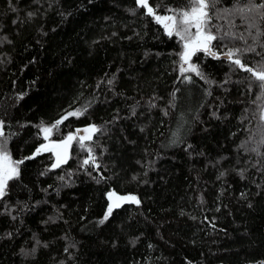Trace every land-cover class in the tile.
<instances>
[{
  "label": "trees",
  "instance_id": "1",
  "mask_svg": "<svg viewBox=\"0 0 264 264\" xmlns=\"http://www.w3.org/2000/svg\"><path fill=\"white\" fill-rule=\"evenodd\" d=\"M149 3L151 15L136 0H0V140L23 161L0 197V264H264L260 82L204 52L191 58L202 75L182 73L184 41L155 16L188 0ZM216 7L231 14L211 24L235 38L212 51L239 48L233 59L259 69L264 10ZM78 109L45 139L41 122ZM92 125L58 167L52 151L27 159ZM87 148L95 160L84 165ZM108 191L138 203L101 224Z\"/></svg>",
  "mask_w": 264,
  "mask_h": 264
},
{
  "label": "snow or ice",
  "instance_id": "2",
  "mask_svg": "<svg viewBox=\"0 0 264 264\" xmlns=\"http://www.w3.org/2000/svg\"><path fill=\"white\" fill-rule=\"evenodd\" d=\"M220 0H188L187 7L181 9H168V11H173L178 13V15L171 16H161L156 15L155 20L157 23H163L165 31L167 35L170 37L175 34L179 37L180 40L184 41L183 50L179 53L180 60L184 64H188V67H181L180 71L183 72H196L198 75H202L199 72V67L196 64H189L192 56H194L199 51H204L209 55L215 56V53L212 49L215 45L212 44L213 41L220 39L223 40L227 37L235 38L234 33H230L228 31H224L223 35H219L221 32V28L223 26L217 27L211 24L213 16L219 12H227L229 15L231 14V10L228 9H217V4H219ZM136 4L138 7H144L146 9V14H153V6L150 5L149 0H136ZM248 11L253 10H264V2L256 3L255 0H249ZM240 12H243L244 9H239ZM32 13H29L31 16ZM226 19V17H225ZM261 19L264 20V11L261 12ZM230 23V22H229ZM230 27H236L235 24L230 23ZM195 28V33H192L190 30ZM212 28H215L216 31L213 32ZM264 33H258V35H262ZM264 47V44L261 45ZM244 51L246 52H255V48L249 46ZM241 52L239 48H229L228 51L224 54L227 59H229L233 64L238 66L240 69L251 73L252 77L255 78L256 81H259V87L264 93V64L261 65L259 69L254 67H249L245 63L242 62L240 58L233 59V57L237 56L238 53ZM259 55V53H258ZM109 84L112 83L111 80L108 81ZM257 99H260L258 96ZM82 114L81 110H77L76 112H69L68 115H80ZM167 114V113H166ZM66 119V117L62 116L58 119L55 124L51 127L43 126V122H41V131L45 133V139H47V134H49L53 128L59 125L62 120ZM261 121H264V109L261 110L260 115ZM0 125H2V121H0ZM98 129L95 125L90 126V128L84 129L85 132H95ZM3 135V132H0V136ZM76 139L75 135L69 133L67 137H65L60 143L65 146V148L71 144V142ZM92 136H82L80 137V144L83 147L85 140H91ZM6 141L4 144H0V197L4 196L5 189L7 187L8 181L14 179L18 176V168L17 165L23 163L20 161H13L7 151ZM41 150H48L45 145H41L36 149V153L38 154ZM89 153L88 158L83 161L84 165L89 164L90 162H94L95 157L92 155V149H86ZM253 151H257V149H253ZM32 157H28L27 159H31ZM66 162L62 160L57 155V163L53 165V167H58L60 163ZM223 175V173H221ZM63 179V177H61ZM109 198L111 199L115 196V193H108ZM117 201H128L131 200L133 202H137L135 196H127V197H117ZM116 207H119V203L115 204ZM113 209V204H109L107 211L105 212L104 218L99 221V223L103 224L105 220L108 219Z\"/></svg>",
  "mask_w": 264,
  "mask_h": 264
},
{
  "label": "water",
  "instance_id": "3",
  "mask_svg": "<svg viewBox=\"0 0 264 264\" xmlns=\"http://www.w3.org/2000/svg\"><path fill=\"white\" fill-rule=\"evenodd\" d=\"M199 52H204V51H199ZM205 53V52H204ZM215 53V56H213V55H209V54H207L210 58H212L213 60H222V59H227L226 57H225V53H216V52H214ZM188 64H184V67H186ZM179 70H180V67H179ZM62 116H64V117H66V119H64V120H62V122L59 124V125H61L63 122H65L68 118H69V115L68 114H64V115H62ZM61 116V117H62ZM60 117V118H61ZM60 118H58V119H60ZM57 119V120H58ZM56 120V121H57ZM55 121V122H56ZM86 128H88V127H85V126H81V127H78L77 129H76V133H77V135H78V137H82V136H88V135H90V132H85L84 131V129H86ZM43 145H45L46 147H47V149L48 150H46V151H51V150H53L57 155L58 154H60V153H63V152H65V150H66V148H65V146L63 145V144H61V143H59V142H46V143H44ZM45 150H41L38 154H40V153H42V152H44ZM34 153H36V151L34 152ZM34 153L30 156V157H32V158H34L37 154H35L34 155Z\"/></svg>",
  "mask_w": 264,
  "mask_h": 264
},
{
  "label": "rangeland",
  "instance_id": "4",
  "mask_svg": "<svg viewBox=\"0 0 264 264\" xmlns=\"http://www.w3.org/2000/svg\"><path fill=\"white\" fill-rule=\"evenodd\" d=\"M165 16H170V15H165ZM162 25H163V23H161ZM164 26V25H163ZM189 64H193V61H189ZM179 67L181 68V67H184V63L182 62V61H180L179 62ZM188 67V65L185 67V68H187ZM189 72H192V71H189ZM76 116V115H75ZM78 127H81V126H78ZM78 127H75V133H74V135L75 136H77L78 137V135H77V133H76V129L78 128ZM86 127H88V128H90V126H86ZM2 128H1V126H0V132H2V130H1ZM92 134V132H90V135ZM80 138V137H79ZM75 140V139H74ZM48 142H51V141H48ZM53 142H61V141H53ZM5 142L3 141V140H0V144H4ZM66 152H67V150H65V152H63V153H60L59 154V156L60 157H63L65 154H66ZM11 160H13L12 158H11ZM14 161V160H13ZM115 193V196H113L111 199L109 198V196H108V193ZM127 196H135L136 197V199H137V201H138V198H137V196L135 195V194H130V193H127V194H119V193H116V192H114V191H108L107 193H106V199H107V207H106V211H107V209H108V206H109V204L111 203V204H113V209L116 207L115 206V204L116 203H119V206H121L122 204H125V203H137V202H133V201H131V200H128V201H117V197H127ZM112 209V210H113Z\"/></svg>",
  "mask_w": 264,
  "mask_h": 264
},
{
  "label": "flooded vegetation",
  "instance_id": "5",
  "mask_svg": "<svg viewBox=\"0 0 264 264\" xmlns=\"http://www.w3.org/2000/svg\"><path fill=\"white\" fill-rule=\"evenodd\" d=\"M194 63V62H193ZM195 64V63H194ZM48 142V141H47ZM52 152H54L53 150H51ZM55 153V152H54ZM56 154V153H55Z\"/></svg>",
  "mask_w": 264,
  "mask_h": 264
}]
</instances>
